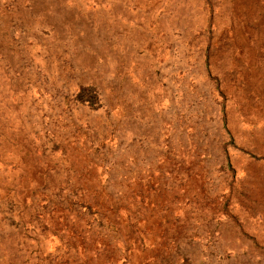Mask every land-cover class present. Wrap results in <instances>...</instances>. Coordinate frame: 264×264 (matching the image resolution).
<instances>
[{
  "label": "rangeland",
  "instance_id": "obj_1",
  "mask_svg": "<svg viewBox=\"0 0 264 264\" xmlns=\"http://www.w3.org/2000/svg\"><path fill=\"white\" fill-rule=\"evenodd\" d=\"M0 264H264V0H0Z\"/></svg>",
  "mask_w": 264,
  "mask_h": 264
}]
</instances>
